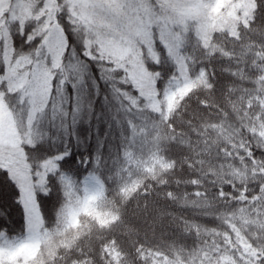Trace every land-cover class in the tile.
Instances as JSON below:
<instances>
[{"label":"trees","instance_id":"obj_1","mask_svg":"<svg viewBox=\"0 0 264 264\" xmlns=\"http://www.w3.org/2000/svg\"><path fill=\"white\" fill-rule=\"evenodd\" d=\"M253 3L246 22L206 41L194 22L178 27L177 57L154 33L156 58L144 51L143 63L156 108L105 52L89 71L79 42L64 72L89 94L68 139L58 115L31 116V102L2 92L34 181L25 150L37 139L49 154L68 143L72 161L35 189L37 229L19 203L0 205V264H264V0ZM7 31L14 54L27 47ZM3 51L0 41L4 63ZM28 242L30 257L9 258Z\"/></svg>","mask_w":264,"mask_h":264},{"label":"snow or ice","instance_id":"obj_2","mask_svg":"<svg viewBox=\"0 0 264 264\" xmlns=\"http://www.w3.org/2000/svg\"><path fill=\"white\" fill-rule=\"evenodd\" d=\"M143 7L137 0H93L85 3V0H42L41 4L32 9L33 15L21 23L20 19H11L9 16L2 17L9 27V34L18 35L23 39L24 45L15 52V56L23 60L31 61L28 69L18 73V79L12 81V68L0 61V92L7 97L9 94L17 95L22 101H27L30 92L31 116L39 112H52L58 115L65 136H72L73 129L79 124L86 110L82 104L89 94V90L77 85L65 75L66 62L76 52L77 42L80 45V57L84 65L90 71L93 63L101 68L105 64L102 58L105 49L102 42L82 37L77 32V25L87 24L90 35L93 32L103 33L110 37V47L123 54L139 42L135 35V28L140 23V10ZM91 16V18H90ZM14 28V32L12 29ZM35 65V68L32 67ZM44 70L47 76L41 81L40 72ZM120 71V69H116ZM31 72V78H29ZM95 75L94 73H90ZM103 79V77H101ZM71 85L72 91H68ZM99 82H97L96 95L99 96ZM16 89L13 91V89ZM38 93V95H37ZM30 116V119H31ZM78 140V136L76 137ZM43 138L37 139L27 147L26 155L30 152L33 176H37V170L41 167L44 172H39V178L43 181L49 164H69L72 159V150L65 143L63 150L57 149L49 154L44 151ZM69 157V159H65ZM24 184L17 181L10 168L0 165V205L12 204L9 200L25 207ZM47 195V193H45Z\"/></svg>","mask_w":264,"mask_h":264},{"label":"rangeland","instance_id":"obj_3","mask_svg":"<svg viewBox=\"0 0 264 264\" xmlns=\"http://www.w3.org/2000/svg\"><path fill=\"white\" fill-rule=\"evenodd\" d=\"M91 2L93 0H85V3ZM137 2L143 5L139 13L141 22L134 30L139 42L130 50L121 54L110 47L112 44L110 37H106L103 33H95L96 38L102 42L105 53L115 65L125 70L127 77L151 108L158 107L159 102L156 97L155 75L143 63V53L146 51L156 58L153 45L155 32L168 44L171 54L177 57L178 33L180 29L185 28L188 21L194 22L198 34L206 41L216 28L234 30L239 22H246L254 10L253 0H137ZM41 3L42 0H0V18L7 15L10 20L20 19L23 23L33 15L32 9ZM7 29L4 19H0V41L4 46L3 60L13 70L10 83L14 84L18 79L17 74L25 72L31 61L14 55L9 45ZM32 67L35 68V65ZM28 75L31 78V72ZM39 76L43 81L47 76L46 71L42 70ZM32 99L33 95L30 92L28 101L31 102ZM21 142L14 118L2 100V92H0V164L5 168H10L17 181L24 184L23 199L27 229L35 230L42 224L35 189H43L44 180L39 178V172L37 179L33 180ZM54 167V164H49L47 169ZM34 247L33 242H28L16 253H11L9 258L16 259L21 256L22 261L26 260L33 254ZM2 257L3 253L0 251V260Z\"/></svg>","mask_w":264,"mask_h":264}]
</instances>
